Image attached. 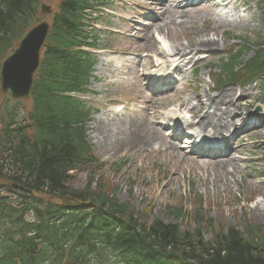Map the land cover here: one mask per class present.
Here are the masks:
<instances>
[{
	"label": "trees",
	"instance_id": "obj_1",
	"mask_svg": "<svg viewBox=\"0 0 264 264\" xmlns=\"http://www.w3.org/2000/svg\"><path fill=\"white\" fill-rule=\"evenodd\" d=\"M39 1L0 0V68L37 23ZM257 1L264 23V0ZM90 8V0H62L52 19L31 109L24 117L16 108L1 114L0 264H92L93 256L102 263L106 258L98 250L112 252L123 264H264V228L246 215L240 217L243 231L206 218L202 205L190 213L168 207L167 217L177 225L156 219L150 224L151 209L136 212L120 204L105 182H99L96 192L70 187L75 178L71 172L92 171L90 186L103 166L85 140V106L67 96L86 92L93 60L81 49L93 46L83 17ZM256 46L251 60L243 61L250 52L244 47L223 66L227 82L245 85L264 77V36ZM8 182L32 194L20 193ZM61 199L86 205L66 209L57 203ZM185 222L188 230L181 229Z\"/></svg>",
	"mask_w": 264,
	"mask_h": 264
},
{
	"label": "rangeland",
	"instance_id": "obj_2",
	"mask_svg": "<svg viewBox=\"0 0 264 264\" xmlns=\"http://www.w3.org/2000/svg\"><path fill=\"white\" fill-rule=\"evenodd\" d=\"M59 1L42 0L53 10L57 8ZM154 1L108 0L106 3V10L98 24L101 36L95 51L97 63L94 68L95 80L90 88L92 94L84 98L96 110L88 124V139L106 167L93 175L94 181L90 186L88 183L91 181V174H74L72 186L76 190L88 187L92 192L98 189L99 182H105L108 189H116V196L122 203L130 202L134 209L141 212L151 208L156 219L168 224L177 223L167 217L168 206L183 207L190 213L202 205L205 217L214 219L224 228L243 231L244 221L240 219L242 215L264 228L263 125L257 130L242 134V141L239 145L237 143L232 153L240 161L237 159L231 166L216 163V160L196 159L191 152L184 151L179 146V153L174 150L166 153L169 148L166 141L175 143L166 138L164 142H156L159 145L155 148H160L163 152L139 153L138 149L132 150V146L128 145L114 148L112 143H107L99 136V129L105 125L115 127L113 119L129 118L133 115L132 110H138L133 100L143 97V94H140L142 88L138 85L134 71L142 70L139 62L144 59L141 55H149L154 66L158 67L156 71L144 70V76L152 77L160 70L157 62L160 52H170L176 45H187L193 35L202 38L207 33L204 40L215 41L220 49L206 51L198 55L192 64L179 69L176 76L178 87L160 96L163 106L159 107L156 115L173 117V110L180 109L179 100L195 98L196 101L187 102V107L191 108L199 100L206 102V95L216 99L222 92L230 90L235 94L233 108L241 105L245 113H257L258 121L264 124V94L257 88L238 89L233 85L217 87L213 84V81L217 82L221 59L228 58L245 44L256 43L264 33L256 4L251 0H233L238 2L225 8L216 7L217 13L235 21L230 25L226 22L220 25L218 20L211 19L210 16L202 20L201 17L206 12L204 7L182 6L178 9L176 6L182 0H175L172 10L165 14L161 6L150 5ZM209 2L217 4V0ZM174 10L180 14H176ZM146 16L153 17L154 20L146 21ZM239 16L243 18L240 22ZM147 36L156 41L155 53L143 52L146 51ZM157 36L160 37L158 40ZM122 49L131 54L109 55L110 51ZM207 76L213 78L210 85L205 83ZM7 101L14 102L10 97L0 95V110ZM150 113L153 115L154 112ZM148 132L150 137L160 138V134L154 133L151 127ZM188 226L189 224L184 223L181 227L186 230ZM205 238L209 240L211 235Z\"/></svg>",
	"mask_w": 264,
	"mask_h": 264
},
{
	"label": "bare ground",
	"instance_id": "obj_3",
	"mask_svg": "<svg viewBox=\"0 0 264 264\" xmlns=\"http://www.w3.org/2000/svg\"><path fill=\"white\" fill-rule=\"evenodd\" d=\"M222 3L227 2V6L235 4V1L230 0H221ZM153 6H161L163 10H165V14L172 10V4L170 0H164L162 3H153ZM180 6V5H179ZM226 6V7H227ZM205 15L201 18L202 20L210 16L211 19L218 20L220 25L226 22L227 25L233 24L235 21L227 19V17L218 14L212 8L205 9ZM192 11V10H191ZM190 11V12H191ZM176 14H180L176 10H174ZM189 14V13H187ZM182 18L179 17V19ZM239 22L242 21V17L239 16ZM184 25V24H181ZM208 34V33H207ZM200 38L196 35H193L191 40L187 43V45H176L175 48L171 51V56L175 58L174 63H176L177 67H184L195 60V58L204 54L206 51H216L220 49V45L212 40H204L208 35ZM160 37L157 36V40ZM199 38V39H198ZM146 51L149 53H155L157 51L156 41L153 38H146ZM162 56H169L165 51L161 52ZM148 66L150 69L154 68L151 63V59L148 60ZM176 72V70L174 71ZM138 85L142 88V80L138 79ZM161 82V81H160ZM140 94H142L140 92ZM235 99V94L230 90L226 92H222L216 99H213L210 95H206V102H199L196 106L192 107L188 110L186 107L187 102H191L193 98H189L187 100H179L180 108L183 110H188L190 114V122L184 121L181 127L184 128H192L194 134H207L212 138H224L228 134L233 136L239 133L240 128L245 127V123L249 120L250 114L245 113V110L242 109L241 105L233 108V102ZM137 102H141L145 108L144 110L133 111V115L129 118L121 119L115 118L113 119V125L115 127L105 125L103 128H100L98 133L99 136L107 141V143H112L113 147L116 148L119 145L122 147L132 146V150L138 149L139 153H153L163 152L160 148H155L157 141L164 142L166 141L165 136L162 134V130L156 128L154 125L155 122L159 119H167L164 114L156 115L157 110L163 104L160 102L159 98L150 97L145 99L144 97H137ZM154 112L153 115L152 113ZM264 121V116L262 117ZM241 124V125H239ZM151 129L160 134V138L150 137L148 129ZM162 136V137H161ZM242 141V137L239 139ZM189 142V141H188ZM166 145H169V148L166 150V153H169L171 150L179 153L178 145L176 143L166 141ZM153 151V152H152ZM233 153V149L231 150ZM230 152L224 159L216 160V163L225 164L231 166L237 161L238 158L232 156ZM192 161H195V158H190ZM212 161V160H211ZM240 161V159H238Z\"/></svg>",
	"mask_w": 264,
	"mask_h": 264
},
{
	"label": "water",
	"instance_id": "obj_4",
	"mask_svg": "<svg viewBox=\"0 0 264 264\" xmlns=\"http://www.w3.org/2000/svg\"><path fill=\"white\" fill-rule=\"evenodd\" d=\"M48 32V24L37 26L23 40L16 53L4 63L1 72L2 93L11 90L15 99L26 100L29 97L33 76L39 67L40 49Z\"/></svg>",
	"mask_w": 264,
	"mask_h": 264
}]
</instances>
